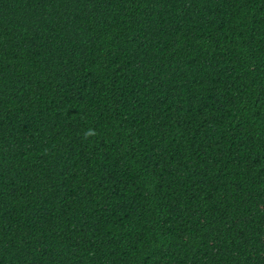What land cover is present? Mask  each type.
Returning a JSON list of instances; mask_svg holds the SVG:
<instances>
[{"label": "trees", "instance_id": "obj_1", "mask_svg": "<svg viewBox=\"0 0 264 264\" xmlns=\"http://www.w3.org/2000/svg\"><path fill=\"white\" fill-rule=\"evenodd\" d=\"M0 264H264V0H0Z\"/></svg>", "mask_w": 264, "mask_h": 264}]
</instances>
